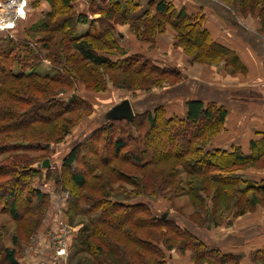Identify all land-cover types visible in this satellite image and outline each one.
I'll return each instance as SVG.
<instances>
[{"label":"trees","instance_id":"16d2710c","mask_svg":"<svg viewBox=\"0 0 264 264\" xmlns=\"http://www.w3.org/2000/svg\"><path fill=\"white\" fill-rule=\"evenodd\" d=\"M74 1L49 0V12L26 31L27 36L58 34L59 47L65 44L64 50H74L71 57L63 59L58 49L51 50L47 44L39 42L38 47L30 36L26 41L0 37V213L7 212L14 222L27 217L39 218L50 197L34 187L33 181L40 173H47L54 185L53 193H65L70 210L88 214L92 225L91 230L88 226L75 235L68 264H168L166 252L173 249L193 251L192 259L197 262L212 260L218 264H235V257L208 246L198 234L206 231L202 226L210 220L208 213L203 220L197 218V223L191 219L185 223L168 218L161 220L154 214L151 201H141L142 196L172 199L180 195L182 190L175 180L177 168H181L190 178L191 203L198 207L199 213L206 210L200 193L210 187L217 198L250 194L249 208L257 205L260 196H264V181L251 182L238 171L247 165H256L255 155L260 149L252 144L251 154L244 156L238 149L227 153L209 152L205 148L219 130L214 129L212 123L217 120L222 126L225 121L226 110L220 106L205 105L194 99L186 102L184 118L168 119L164 108L158 106L135 114L130 123L102 122L74 145L62 161L61 172L52 174L51 169L39 167L48 159L50 142L59 143L70 133L73 115L83 116L89 111L87 102L75 94L67 101L57 100L59 87L70 89L74 85L78 67L88 64L115 71L118 79L112 80L113 84L128 91L143 87L148 91L179 78L176 69L161 68L143 56L123 52L116 43L115 23L130 24L134 33L141 25L155 31V25L160 27L162 23L150 17L151 12L160 16L167 14L178 30L184 49H193L200 57L222 56L233 66L240 67L233 51L211 39L200 15L178 11L165 0L148 6L139 15H136L135 0L101 2L94 9L99 17L92 22L87 15L73 10ZM243 1L254 2L250 3L253 10L258 5L255 14L264 30V0ZM88 22L90 30L76 37V27ZM30 41L35 46H31ZM42 57L51 62L50 74L39 73ZM89 77L90 82H85L84 75L77 80L88 89L98 91L100 81ZM144 126L146 131L141 134ZM159 127L164 132L157 134L154 130ZM114 131L117 138H111ZM32 153L42 157L30 156ZM39 158L40 161L34 163ZM124 168L136 173L127 175ZM120 183L130 188L128 192L136 202L125 203L131 202L133 197L114 199L112 192L116 189L113 187ZM76 190L86 193L75 195ZM246 209L233 212L239 216L245 214ZM14 242L16 240L12 244ZM14 250L3 251L6 263L18 264ZM250 261L264 264V248L251 253Z\"/></svg>","mask_w":264,"mask_h":264},{"label":"rangeland","instance_id":"374dc122","mask_svg":"<svg viewBox=\"0 0 264 264\" xmlns=\"http://www.w3.org/2000/svg\"><path fill=\"white\" fill-rule=\"evenodd\" d=\"M223 2L225 5L229 6L243 21L245 20H254L255 18H258V16L255 14L257 13V8H254L253 5H250V3L254 2H244L243 0H219ZM51 3L49 0H27V17L25 20H23L20 24V30L23 31V40L26 41L28 39V36L31 37L32 40L37 42L38 47L41 45L47 44L50 46L51 50H57L60 57L65 59L66 57H71L73 54H75L74 50L69 48H66L64 50V45L59 47V36L56 35H47V34H28L26 35V31L28 30V26L30 25V22L36 17V14L41 11L42 9H45L50 6ZM150 17H155V19L158 22H161V26L158 27L155 25L154 30L151 31L150 29L145 28L141 25V27L137 30L136 33H134V30L130 24L127 25H120L118 23H115L114 26V35L116 37L115 32H117L118 28L120 31L125 32L126 30L124 28H128L130 32V38L129 40H133L139 49H144L146 51H160L162 52L163 56H167L168 58L172 59L175 58L176 61H179L180 64H183V66L187 65V67L191 70V72H195L194 68L199 67L200 65H206L210 67H216L220 69L225 76L231 75H241L243 74V69L238 67V70L235 66H233L232 63L227 61L226 59L222 58V56H205L200 57L195 53V50L189 49V48H183L179 36H177L178 30L175 29V27L172 25L173 22H171L170 19H168V15L165 14L163 16L156 15L151 12ZM29 14V15H28ZM157 16H155V15ZM31 15V16H30ZM154 15V16H152ZM259 19V18H258ZM260 20V19H259ZM97 25V24H96ZM261 25V22H260ZM98 26V25H97ZM263 26L261 25V30L263 31ZM117 31H116V30ZM90 30V27L88 28V31ZM257 31H260L259 29H256ZM75 30V36L76 35ZM95 33V32H94ZM138 33V35H137ZM17 40V39H16ZM162 40L166 41V45H168V49L162 48ZM48 41V42H46ZM67 44V42L65 41ZM118 47L122 49V47L118 44V39L116 41ZM31 46H35L32 41L29 42ZM199 44H202L199 42ZM199 46V45H198ZM37 47V46H36ZM37 47V48H38ZM123 52H125L122 49ZM127 53V52H125ZM179 53V54H178ZM129 55V54H127ZM140 55V54H135ZM143 56V55H140ZM119 57V56H118ZM116 57V58H118ZM144 57V56H143ZM41 60L42 64L39 68V73L42 75L44 74H50L51 73V62L47 58L42 57ZM147 59V58H146ZM151 62V61H150ZM152 63V62H151ZM155 65V64H154ZM157 66V65H156ZM161 68L165 69H176L179 73V78L176 80H171L168 82H163L160 87H152L148 91H145L146 89L140 88L135 90H126L121 87H119L117 84H113V81L115 79H118V77L115 76V71H109L106 70L103 67H94L91 65H82L78 67V72L76 75L78 76L77 79H80L82 75L85 76V82H90L91 77L93 76L96 78V80L100 81V88L98 91L91 90L87 88V85L83 84L77 79L75 80L74 85L70 89H61L59 87L58 92L56 96L58 97L57 100L67 101L69 97L73 94L76 96H79L81 99L87 102L89 106V111H87L86 114L83 116L73 115V121H72V129L70 133L62 138V141L59 143L50 142L49 150L47 152L46 158L50 159V163L53 170H51L52 174L61 172V164L63 159L69 154V152L72 150L74 145L79 143L82 138L87 135L89 132H91L93 129H96L102 125L103 121V112L107 110V108L115 105L116 103L123 101V100H130V99H141L146 94H149L151 92H162L166 89L172 88V86H177L181 84L182 78L180 71L175 67H164L160 66ZM76 67V65H75ZM74 67V68H75ZM242 70V71H241ZM195 75V74H194ZM193 75V76H194ZM195 77V76H194ZM113 80V81H112ZM116 81V80H115ZM137 114V113H135ZM214 129L219 128L217 131V135L213 140H210L206 147H209L212 145V142L216 140L221 134L224 132L225 128V121L223 125L217 123V120H215L213 123ZM145 129V126H144ZM146 131H141V134H144ZM155 133H163L164 129L161 127L156 128ZM117 133L114 131L113 135L111 134V138H117ZM205 147V148H206ZM264 148L260 149V152L258 155H255L256 161L258 163L256 165H247L243 169L239 170L238 172H243L247 168H254L257 170H260L264 168ZM108 151H110V147L107 148ZM127 151V150H125ZM30 156L39 157L41 154L39 153H32L29 154ZM42 157V156H41ZM41 158L34 161V163L40 161ZM36 167V166H35ZM124 173L127 175H131L136 173L133 169L130 168H124ZM178 174L176 177V183L177 186L182 192L180 195L175 196V198L169 199L168 197L164 196H157L156 198L151 197H141V201H151L152 202V208L154 211V214L157 216H161L163 213L166 214V218L173 219L174 221H179L182 223H185L188 220H194L196 223L198 222L197 218H200V220H203L204 214L208 213L210 215V220L202 226L204 230L206 229L210 233H213L214 235L221 233L224 229L230 230H236L241 226V223H239V218L241 216L251 214L247 216V220L250 222H256V223H263L264 225V196H260V200L257 201V205L249 208V202H250V194H247L245 197L240 196H234L232 198H225L223 195L216 197L215 191H212V188H207L206 190L202 191L200 195H202V198L204 202H202V205H206V210L204 212L199 213L198 207L193 205L191 201L193 200L192 193H189V189L191 187L190 185V178L186 175L185 172L181 168H177ZM55 172V173H54ZM44 176V177H43ZM34 187H36L41 193L45 195H49V192L46 191L47 188L54 190V185L49 184V182L52 183V179L47 178V173H40L36 179L33 181ZM71 185V184H70ZM49 186V187H48ZM116 189L115 192H112V195L114 199L124 200V199H130L132 198L131 202H125V203H133L136 202V198L134 196H130L129 192L130 188L125 184H118L113 187ZM76 194H82L86 193V191L80 192V191H74ZM62 193H58L60 195ZM65 194V193H64ZM47 195V196H48ZM57 194L53 193V196H58ZM50 197V196H49ZM61 202H59L58 198L57 200H53L50 197V200L46 202V206L44 207V213L39 218H31L27 217L24 220H20L19 222H14L11 220L10 216L6 212V214L0 213V264H8L5 261L3 251L7 248L15 249V259L17 260L18 264H34V256L31 255V252H28V248L31 246H34L36 244L35 250L37 251H43L48 252L47 249L44 248L46 243L48 242L49 237L54 233L55 230H57L58 226L57 224H66L68 225L66 230L69 232L68 238L70 239L69 248H68V255H70L72 251V245L74 242V237L77 235V232L81 233L82 230H84L86 227L89 226L90 230L92 229V225L89 223V215L88 214H81L80 210L71 211L68 206V201L66 202V205L63 209L70 210V215L68 216V210L64 213L62 212L61 208L62 205H60ZM59 206V207H58ZM247 208L245 210V214L243 215H237L233 211H240L241 208ZM58 208V213H57ZM248 210V211H247ZM247 211V212H246ZM64 213V217L62 218V214ZM188 219V220H187ZM238 220V221H236ZM236 221V222H235ZM243 222V221H242ZM35 225H38V227H35ZM57 226V227H56ZM90 230H88V235ZM101 236V235H100ZM16 240L13 244L17 243L16 246H13L12 241ZM193 251L190 250H179V249H173L169 252H166V263H169V260L171 259V256H181L184 259L188 257V263L190 264H218L216 262H213L212 260L209 261L211 263H203V262H197L193 261L192 255ZM171 255V256H170ZM180 258V259H183ZM69 261H66L65 264H68ZM226 264H233V263H226ZM238 264V263H235Z\"/></svg>","mask_w":264,"mask_h":264},{"label":"crops","instance_id":"0c3cea01","mask_svg":"<svg viewBox=\"0 0 264 264\" xmlns=\"http://www.w3.org/2000/svg\"><path fill=\"white\" fill-rule=\"evenodd\" d=\"M159 1L161 0H135L138 9L136 15ZM101 2L107 3L108 0H76L73 2V10L78 14L87 15L88 21L92 22L99 17L94 9H97ZM165 2H170L175 9L184 10L191 16L200 15L204 21L203 28L211 39L233 51L243 74L225 76L220 69L206 65L195 67V72H191L187 65L183 66L175 58L163 56L158 50L149 52L139 49L133 40H129L128 28L123 27L125 32H121L119 28L118 31L115 29L118 44L127 54L143 55L155 65L179 68L181 73L182 82L177 86L162 92H151L141 99H126L132 104L134 112L141 114L161 106L165 110L166 118H184L185 104L189 100H199L205 105L214 104L226 110L225 128L221 136L216 138L211 146L206 147L209 152L220 150L230 153L238 149L245 156L251 154L252 144L258 149L264 148V30H261L259 19L243 21L229 6L219 0H165ZM49 10L47 7L39 11L28 28L39 23ZM89 22L76 27L77 36H83L88 32ZM20 24L22 23L17 24V29L13 33L15 39L24 38ZM2 36L6 35L0 32V37ZM162 48L168 49L165 40H162ZM240 174L251 182L264 181V168L257 170L250 167ZM249 215L251 214L247 213L238 219L241 226L236 230L224 229L217 235L206 230L198 234L204 238L208 246L221 251L224 255L235 257L236 263L251 264L250 254L264 248V225L262 222L249 223L247 220ZM180 258L183 257L171 256L169 263L190 264L188 257Z\"/></svg>","mask_w":264,"mask_h":264},{"label":"built area","instance_id":"2783aa9c","mask_svg":"<svg viewBox=\"0 0 264 264\" xmlns=\"http://www.w3.org/2000/svg\"><path fill=\"white\" fill-rule=\"evenodd\" d=\"M27 0H0V32L5 33L9 38H13V33L17 29V24L22 22L27 18ZM51 184V182H49ZM49 187V186H48ZM50 188V187H49ZM47 188L46 191L49 192V196L55 201L59 200L60 205H62V212L68 196L64 193L53 196V188ZM48 195V194H47ZM58 206V207H59ZM58 213V208H57ZM62 214V218L64 217ZM57 230L49 237L48 242L44 246L48 252L37 251L35 250L36 244L28 248V252H31V255L34 256V264H65L68 260V248L70 239L68 238L69 232L66 228V224H57ZM56 226V227H57Z\"/></svg>","mask_w":264,"mask_h":264},{"label":"water","instance_id":"95a60500","mask_svg":"<svg viewBox=\"0 0 264 264\" xmlns=\"http://www.w3.org/2000/svg\"><path fill=\"white\" fill-rule=\"evenodd\" d=\"M135 116L134 108H132V104L128 100H123L115 104V106L108 108L106 112L103 113V121L102 122H116V121H125L126 123H130ZM48 147V145H46ZM42 169H49L50 161L49 159L44 160L40 165ZM160 219H165L166 214L163 213L159 216Z\"/></svg>","mask_w":264,"mask_h":264}]
</instances>
